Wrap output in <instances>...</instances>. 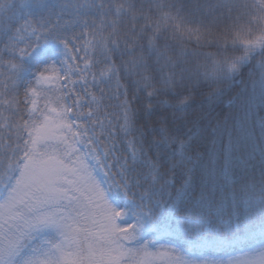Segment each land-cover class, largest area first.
Listing matches in <instances>:
<instances>
[{
  "label": "snow or ice",
  "instance_id": "6c2138e0",
  "mask_svg": "<svg viewBox=\"0 0 264 264\" xmlns=\"http://www.w3.org/2000/svg\"><path fill=\"white\" fill-rule=\"evenodd\" d=\"M0 264H264V0H0Z\"/></svg>",
  "mask_w": 264,
  "mask_h": 264
},
{
  "label": "trees",
  "instance_id": "16d2710c",
  "mask_svg": "<svg viewBox=\"0 0 264 264\" xmlns=\"http://www.w3.org/2000/svg\"><path fill=\"white\" fill-rule=\"evenodd\" d=\"M188 47H189V49H195V47H196V45H195V42L194 41H192V42H190V43H188V45H187ZM205 51H211V50H213V49H204ZM245 72H247V69H245L244 70ZM122 83H125L124 81H122ZM127 86H129L130 87V83L127 85ZM227 99H228V97H225V101H227ZM203 100V97H201V98H198V100H197V102L199 103V102H201Z\"/></svg>",
  "mask_w": 264,
  "mask_h": 264
}]
</instances>
